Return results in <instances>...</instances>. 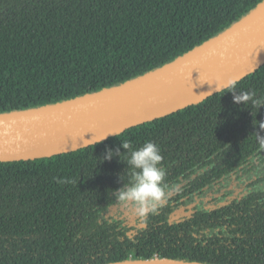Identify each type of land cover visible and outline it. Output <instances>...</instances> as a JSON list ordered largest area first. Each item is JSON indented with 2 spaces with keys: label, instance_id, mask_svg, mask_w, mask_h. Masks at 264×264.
Here are the masks:
<instances>
[{
  "label": "trees",
  "instance_id": "1",
  "mask_svg": "<svg viewBox=\"0 0 264 264\" xmlns=\"http://www.w3.org/2000/svg\"><path fill=\"white\" fill-rule=\"evenodd\" d=\"M263 2L0 0V114L137 79L216 37ZM232 91L264 97V65L234 87L97 144L0 162V264H264L261 192L177 222L164 208L133 232L105 217L117 202L113 192L130 179L122 142L158 144L167 185L205 169L188 183L196 185L208 173L219 176L264 155V106L238 105ZM106 149L120 155L105 160ZM60 178L73 182L57 183Z\"/></svg>",
  "mask_w": 264,
  "mask_h": 264
},
{
  "label": "water",
  "instance_id": "2",
  "mask_svg": "<svg viewBox=\"0 0 264 264\" xmlns=\"http://www.w3.org/2000/svg\"><path fill=\"white\" fill-rule=\"evenodd\" d=\"M264 65V2L190 52L137 79L55 105L0 114V162L69 153L163 118ZM119 264H197L174 260Z\"/></svg>",
  "mask_w": 264,
  "mask_h": 264
},
{
  "label": "flooded vegetation",
  "instance_id": "3",
  "mask_svg": "<svg viewBox=\"0 0 264 264\" xmlns=\"http://www.w3.org/2000/svg\"><path fill=\"white\" fill-rule=\"evenodd\" d=\"M204 170L200 169L190 177H178L176 183L168 185L166 198L157 206L156 214L162 213L164 208H170L166 216L170 221L177 222L198 210L214 212L217 206L239 200L252 192H261V197L264 198V155L252 157L251 161L228 173L219 176L208 173L196 185L188 184ZM105 217L120 223L121 228L128 229L130 232L145 226L143 223L145 218L142 219L136 214L135 206L131 202L123 205L118 199L108 209Z\"/></svg>",
  "mask_w": 264,
  "mask_h": 264
},
{
  "label": "clouds",
  "instance_id": "4",
  "mask_svg": "<svg viewBox=\"0 0 264 264\" xmlns=\"http://www.w3.org/2000/svg\"><path fill=\"white\" fill-rule=\"evenodd\" d=\"M229 83L234 87L235 81ZM232 93L233 102L238 105L245 106L250 103L252 107L258 109L264 106V97H258L255 92L232 91ZM122 147L129 152L126 164L130 169V179L127 184L123 183L122 187L113 193L121 204L127 205L131 202L136 208V214L144 219L150 213L157 212V206L166 198L169 188L165 183L166 170L161 166L163 161L161 149L158 144L150 140L145 141L138 148H134L130 142H122ZM113 155H120L119 149L115 152L106 149L103 159L110 160ZM72 182L69 179H57V183L60 184Z\"/></svg>",
  "mask_w": 264,
  "mask_h": 264
},
{
  "label": "built area",
  "instance_id": "5",
  "mask_svg": "<svg viewBox=\"0 0 264 264\" xmlns=\"http://www.w3.org/2000/svg\"><path fill=\"white\" fill-rule=\"evenodd\" d=\"M156 257V256H155Z\"/></svg>",
  "mask_w": 264,
  "mask_h": 264
}]
</instances>
